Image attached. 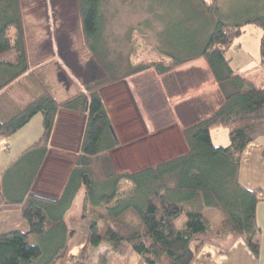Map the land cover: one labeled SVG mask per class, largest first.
<instances>
[{
	"label": "trees",
	"instance_id": "16d2710c",
	"mask_svg": "<svg viewBox=\"0 0 264 264\" xmlns=\"http://www.w3.org/2000/svg\"><path fill=\"white\" fill-rule=\"evenodd\" d=\"M195 1L208 18H216L201 48L195 49L190 41L170 43L166 36L165 42H159L160 47L156 40L154 44L143 34L142 53L136 52L142 59L130 60L127 65L128 75H133L149 69L167 73L198 58L208 63L223 101L213 113L185 129L189 151L182 156L133 173L115 172L109 155L120 142L97 91L110 82V71L109 77L104 75L63 101L55 97L53 87L40 71L35 77L41 92L27 104L13 106L7 112L1 106L5 94H0L1 136L13 135L38 113L43 116L44 129L41 139L22 158L34 168L25 188L14 191L18 196L13 200L4 192L0 194L2 208L20 209L29 223L28 231L0 233V264H56L66 256L69 240L76 233L87 239L83 255L90 252L82 259L71 257L72 264H94L103 246L123 264L132 251L146 264H193L205 245L221 247L238 238L245 241L256 260L260 259L261 229L256 219L259 199L239 182V171L247 146L264 136V6H249L252 12H248L246 22H236L219 18V0ZM77 2L80 54L93 58L107 70L109 62L100 52L104 42V0ZM167 14L159 18L156 12L155 19L142 22L148 31L157 34V41L162 40L165 32L183 33L182 24H191L189 11ZM245 23L263 28L260 74L234 70L233 58L228 56L244 32ZM31 41L22 0H0V92L27 72L34 74ZM133 41L134 52L139 45L136 39ZM159 49H166L169 60L161 59ZM147 51L151 52L143 56ZM60 109L87 113L88 118L76 166L62 195L53 198L30 191V186L48 151ZM221 127L228 131L227 146L215 145L212 139V131ZM81 188V215L66 222L65 216ZM6 194L9 195L7 190ZM89 207L101 208L105 215L91 213ZM210 209L223 214L220 224L213 223L208 216ZM182 216L185 219L178 224ZM102 218L108 221L103 233L99 225ZM103 256L100 264H106Z\"/></svg>",
	"mask_w": 264,
	"mask_h": 264
},
{
	"label": "crops",
	"instance_id": "0c3cea01",
	"mask_svg": "<svg viewBox=\"0 0 264 264\" xmlns=\"http://www.w3.org/2000/svg\"><path fill=\"white\" fill-rule=\"evenodd\" d=\"M233 1V6L244 3L240 0ZM219 2L221 5V0ZM246 2L251 4L248 6H264V0H246ZM143 34L149 36L152 41L158 40L157 34H153L146 28ZM58 51L60 52V49ZM137 51L142 53V49L134 50L133 53L124 52L126 63L111 64L107 70L101 67V73H98L97 68L93 66L88 78L89 84H93L104 75L109 77L108 71L113 73L110 82L100 86L97 91L103 99L112 127L120 142L109 155L112 167L118 174L133 173L186 154L189 146L185 129L213 113L223 101L219 85L204 58H198L163 74L149 69L128 75V62L133 60L131 56H137ZM165 51L166 49L160 50V57L169 60V55ZM150 52H145L143 56ZM43 62L46 63V61ZM44 63L34 65L31 63V71L34 70L35 75L27 72L0 94L8 92L17 96L18 92L22 97V105L33 100L38 95L36 94L38 90L35 89L34 82L30 78L37 81L36 73L45 69ZM61 79L65 82V77ZM78 84L84 90V87ZM65 87L66 97H72L75 91L70 93L69 84ZM54 95L56 97L57 93L55 92ZM11 104L16 106L20 103L12 101ZM8 105L2 101V107ZM87 118V113L59 110L48 151L33 178L30 191L53 198H59L62 195L81 153ZM43 132V116L38 113L13 135L8 137L0 135V194L4 192L7 198L13 200L18 196V193L14 191L21 192L25 188L28 176L34 168L27 164L26 158H22L41 139ZM217 132L222 134L221 138ZM223 134L220 129L212 131L215 145L229 144V136L225 139ZM6 172L9 174L4 180ZM239 182L254 191L259 199L256 219L261 229L260 259L256 260L245 241L238 238L221 247L205 245L193 264H264V136L251 142L245 149L241 158ZM6 190L9 195L6 194ZM83 197L84 188H81L65 216L66 222L81 215ZM89 210L94 214L105 215V211L101 208L89 207ZM107 224V219L100 220L101 228L106 227ZM13 230L28 231L29 223L20 209H3L0 204V233ZM86 243V236L76 233L69 240L66 256L59 259L56 264H72L71 257L80 259L86 257L90 252L88 250L83 255ZM105 251L106 248L101 247L97 257L105 256ZM125 264L146 263L140 255L132 251L126 257Z\"/></svg>",
	"mask_w": 264,
	"mask_h": 264
},
{
	"label": "rangeland",
	"instance_id": "374dc122",
	"mask_svg": "<svg viewBox=\"0 0 264 264\" xmlns=\"http://www.w3.org/2000/svg\"><path fill=\"white\" fill-rule=\"evenodd\" d=\"M240 1L244 3L240 6H235V4L233 6V0H221L219 18L227 21L246 22L248 12H252V9L248 6L251 4L246 0ZM187 2L188 0H104V11L102 10L105 14L104 42L100 47V52L105 61H108L109 65L126 63V56H123V54L124 52L126 54L128 52L133 53V48L136 47L133 41L135 39L137 45H139L138 49H142L145 43L141 35L145 32L146 26L142 22L145 19L151 21L155 19L154 13L156 12H159V18H162L167 16V13L189 11V18L191 19L189 26L182 24L185 30L183 33L171 34V32H165V35L161 37L162 40L156 41L158 46L161 47L160 43L165 42L164 37L166 36V39L169 38L168 42L170 43L190 41L194 43L195 49L201 48L206 40V32L216 18H208L202 10V6L199 3L194 4L195 0L193 3L188 2V7L186 6ZM22 5L26 31L32 35L31 63L34 65L46 61L44 63L46 65L45 69L43 68L39 73H42L45 76V81L53 87L54 93H57L56 97L59 100L67 98L65 86L68 84L71 90L70 93L72 91L76 93L81 89L78 83L83 87L90 85L88 82L90 69L95 66L98 73L102 71L93 58L84 57L80 54L77 0H22ZM196 5L199 7L196 8ZM169 28L170 26H168V31ZM243 28L244 32L236 40L237 48H232L228 54L233 58L231 66L240 72L260 74L261 70L257 67L260 61V42L263 28L253 23H245ZM130 35L133 38H130ZM58 49H60V52ZM140 58L142 59V57L136 55L131 56L134 62L140 60ZM117 69H119L118 66ZM61 76L65 77V82L68 84L62 81ZM31 79L34 82V85H32L38 90L36 94H39L41 92L40 86H38L35 79ZM33 86H31L32 91H34ZM13 97L18 99L13 100ZM3 99L4 104H9L4 106L7 112L13 109L12 101L22 103V97L19 96L18 92L17 96L7 92ZM218 129L223 131V135L227 139V129L222 127ZM217 133L221 138L222 134ZM208 216L212 218L215 224H220L224 217L216 209H210ZM184 219L185 217L182 216L178 220V224H181ZM101 229L103 233L105 227ZM98 257L96 255L97 259L94 260V264H100V258ZM105 257L106 264H123L121 259L110 254L107 249Z\"/></svg>",
	"mask_w": 264,
	"mask_h": 264
}]
</instances>
